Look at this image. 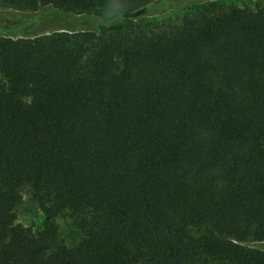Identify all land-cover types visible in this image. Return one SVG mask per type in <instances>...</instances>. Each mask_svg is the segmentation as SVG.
Masks as SVG:
<instances>
[{"label": "trees", "instance_id": "1", "mask_svg": "<svg viewBox=\"0 0 264 264\" xmlns=\"http://www.w3.org/2000/svg\"><path fill=\"white\" fill-rule=\"evenodd\" d=\"M1 1L0 264H264V7L157 32L135 26L157 0Z\"/></svg>", "mask_w": 264, "mask_h": 264}, {"label": "rangeland", "instance_id": "2", "mask_svg": "<svg viewBox=\"0 0 264 264\" xmlns=\"http://www.w3.org/2000/svg\"><path fill=\"white\" fill-rule=\"evenodd\" d=\"M216 4L221 11L231 8H241L254 11L257 7H264V0H157L147 7V13L135 22L138 29L160 32L169 25H180L183 18H196L206 6ZM42 12V9H40ZM1 12H13L0 0ZM29 15V14H27ZM48 16H51L47 12ZM62 22L73 25L78 30L96 32L99 25L118 24L123 22L120 14H95L90 16H60ZM22 202L16 208L17 223L36 232L42 228L44 217L40 208L32 201L29 187L21 189ZM58 238L67 247L76 246L82 234L70 217L68 211H64L55 219ZM203 231L189 229V235L199 237ZM248 247L264 250V241L250 242Z\"/></svg>", "mask_w": 264, "mask_h": 264}]
</instances>
